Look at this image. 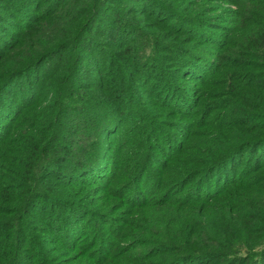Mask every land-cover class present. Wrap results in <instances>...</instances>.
I'll return each instance as SVG.
<instances>
[{
  "label": "trees",
  "instance_id": "trees-1",
  "mask_svg": "<svg viewBox=\"0 0 264 264\" xmlns=\"http://www.w3.org/2000/svg\"><path fill=\"white\" fill-rule=\"evenodd\" d=\"M215 1L0 0V264H264V0Z\"/></svg>",
  "mask_w": 264,
  "mask_h": 264
},
{
  "label": "rangeland",
  "instance_id": "rangeland-1",
  "mask_svg": "<svg viewBox=\"0 0 264 264\" xmlns=\"http://www.w3.org/2000/svg\"><path fill=\"white\" fill-rule=\"evenodd\" d=\"M212 2H216L215 0H212ZM245 154H243V156H244ZM108 166H109V163H108ZM92 209H95V207L94 206H92L91 207ZM113 216H115V217H118V211L117 212H115V213H111ZM114 217V218H115ZM106 222V226H109V227H112V228H115L116 230L118 229V221H116V220H114V219H112V220H107V221H105ZM89 228V227H88ZM115 231V230H114ZM87 235H89V233L87 232ZM99 253H101V252H99ZM69 255V253L68 252H66V251H62V252H59L58 253V256L60 257V258H66L67 256ZM81 258V257H80ZM88 258V257H87ZM87 258H85V260H88L87 262H92L93 263V261L95 260V256L94 257H92V258H89V259H87ZM83 261V260H82ZM94 264V263H93Z\"/></svg>",
  "mask_w": 264,
  "mask_h": 264
}]
</instances>
